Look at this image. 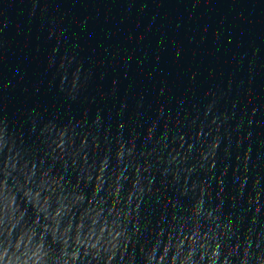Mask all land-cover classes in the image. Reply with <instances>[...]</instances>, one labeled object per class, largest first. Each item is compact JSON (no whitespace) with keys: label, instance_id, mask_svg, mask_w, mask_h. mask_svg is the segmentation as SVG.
Returning <instances> with one entry per match:
<instances>
[{"label":"water","instance_id":"obj_1","mask_svg":"<svg viewBox=\"0 0 264 264\" xmlns=\"http://www.w3.org/2000/svg\"><path fill=\"white\" fill-rule=\"evenodd\" d=\"M0 264H264V0H0Z\"/></svg>","mask_w":264,"mask_h":264}]
</instances>
